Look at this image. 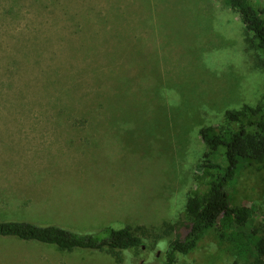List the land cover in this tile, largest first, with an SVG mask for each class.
Returning <instances> with one entry per match:
<instances>
[{"label":"rangeland","instance_id":"374dc122","mask_svg":"<svg viewBox=\"0 0 264 264\" xmlns=\"http://www.w3.org/2000/svg\"><path fill=\"white\" fill-rule=\"evenodd\" d=\"M256 52L221 0H0V122L65 121L54 138L75 149L30 175L21 141L0 130V220L82 233L131 226L146 241L124 252L126 264H167L169 240L187 235L189 198L225 174L205 166L224 160L206 157L200 129L225 131L226 110L264 102ZM82 117L92 120H58ZM227 191L233 206L252 208L256 227L264 163L242 160ZM230 249L210 229L173 264H234ZM0 264L118 263L0 238Z\"/></svg>","mask_w":264,"mask_h":264},{"label":"trees","instance_id":"16d2710c","mask_svg":"<svg viewBox=\"0 0 264 264\" xmlns=\"http://www.w3.org/2000/svg\"><path fill=\"white\" fill-rule=\"evenodd\" d=\"M235 11L243 23L247 42L257 52L256 64L264 70V9L252 0H221ZM228 127L225 131L208 126L200 129V135L209 148L206 153L221 151L224 165L209 163V169H225V174L213 176L207 181V189L189 198L185 224L187 235L178 234L169 240L167 264L176 262L177 255L189 254L214 229L220 243L230 242L234 264H264V214L256 227L249 228L253 220L251 207L233 206L227 191L236 169L242 160L264 163V102L255 106L244 104L239 110L228 109L225 114ZM89 122L90 118L58 119ZM174 227H171V229ZM146 233L138 234L131 226L120 229L105 227L96 233H82L66 227L42 225L28 220H0V238H17L52 245L61 251L78 249L97 250L112 256L118 264H126L124 252L144 247ZM170 232L157 235L158 241L167 239Z\"/></svg>","mask_w":264,"mask_h":264},{"label":"crops","instance_id":"0c3cea01","mask_svg":"<svg viewBox=\"0 0 264 264\" xmlns=\"http://www.w3.org/2000/svg\"><path fill=\"white\" fill-rule=\"evenodd\" d=\"M65 121H1L0 130H8L12 136L3 137L13 139L15 150L28 153L26 156V167L33 169L30 175H43L40 169L46 167L47 159L50 157L69 156L73 150L63 138H54L61 135L59 128L66 124ZM56 128V129H55ZM63 134V133H62ZM52 140V141H51ZM71 149V150H70Z\"/></svg>","mask_w":264,"mask_h":264}]
</instances>
